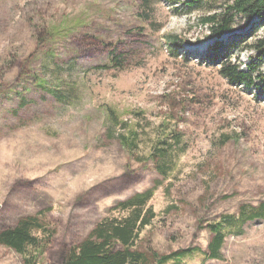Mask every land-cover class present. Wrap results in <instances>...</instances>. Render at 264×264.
<instances>
[{
	"label": "rangeland",
	"instance_id": "374dc122",
	"mask_svg": "<svg viewBox=\"0 0 264 264\" xmlns=\"http://www.w3.org/2000/svg\"><path fill=\"white\" fill-rule=\"evenodd\" d=\"M181 1L0 0V230L23 217L42 226L24 255L0 244V264H60L146 190L155 217L131 249H194L165 264H264V213L248 218L264 203V99L209 55L201 18L221 0ZM252 35L217 41L240 69L264 29ZM216 223L221 257L208 259Z\"/></svg>",
	"mask_w": 264,
	"mask_h": 264
},
{
	"label": "trees",
	"instance_id": "16d2710c",
	"mask_svg": "<svg viewBox=\"0 0 264 264\" xmlns=\"http://www.w3.org/2000/svg\"><path fill=\"white\" fill-rule=\"evenodd\" d=\"M206 3L207 0H186L183 6L187 10L198 11ZM240 16L244 19L247 31L256 30L257 32L264 24V0H221L219 9L205 14L201 18V23L209 28L211 35L231 33L226 45L230 43L229 47H233L246 41L245 33L239 35L233 32L236 17ZM215 45L210 49L209 55L215 57L217 61L221 60L218 72L227 82L230 85H243L246 88L252 86L256 91L255 96L264 99V72L256 73L264 60V38L255 40L252 44L258 55L256 54L253 61L252 58L244 65L243 70L248 68L247 71H241L235 64H231L226 56L228 48L220 47V43ZM254 72L256 74L253 75ZM254 80L258 82L255 83ZM40 86L45 88L44 83ZM45 92L59 98L56 97L54 89L47 88ZM120 140L125 146L132 145L134 137H121ZM159 172L165 174L163 167H159ZM27 179L31 181V178ZM137 188L140 189L141 186ZM151 196L152 190H146L117 203L111 210L121 212L123 215L110 219L105 218L97 223L88 235L66 254L60 264H165L168 261L179 263L186 258L194 249L185 248L167 255H159L155 252L147 255L138 249H131V246L137 242L141 231L151 224L155 217L152 207L148 205ZM248 210L250 211L248 218L261 216L264 213V203L256 208L249 207ZM241 215L242 219L245 218L243 212ZM220 226V223H216L206 228L212 234L207 243L206 257L208 259L221 257L220 248L223 236ZM41 229L42 226L36 223L35 217L20 218L15 225L0 230V244L24 255L28 247L37 248L39 244L38 239L30 232ZM117 243L121 245V248L115 247ZM31 259L35 260L34 257ZM25 262L31 264L30 261Z\"/></svg>",
	"mask_w": 264,
	"mask_h": 264
},
{
	"label": "bare ground",
	"instance_id": "6f19581e",
	"mask_svg": "<svg viewBox=\"0 0 264 264\" xmlns=\"http://www.w3.org/2000/svg\"><path fill=\"white\" fill-rule=\"evenodd\" d=\"M247 27V26H246ZM245 27V28H246ZM244 28V29H245ZM264 29V24H262L260 27H259V29L257 30V32H256V30H253L252 32H249V30L247 31L248 32V34H249V36H250V38H253V35L252 34H254V33H259V32H262V30ZM234 33L236 32V31H233ZM245 30H244V33L246 34L247 33ZM226 33H223L220 37H218V38H216V37H213L214 38V40L215 41H219L220 39L219 38H221L222 36H224ZM230 35V33H228V36ZM260 38V37H259ZM261 39H263V38H261ZM247 49L248 48H254L252 45H250L249 47H246ZM245 48V49H246ZM255 49V48H254ZM244 50V49H243ZM242 50V51H243ZM256 50V49H255ZM239 53V52H238ZM258 55V54H257ZM237 57H233V59H236ZM232 59V61L233 62H235V60H233ZM237 64H238V62H237ZM262 67V65L260 66V68ZM239 68H240V65H239ZM243 70V69H242ZM247 70V69H246ZM255 74V72L253 73V75Z\"/></svg>",
	"mask_w": 264,
	"mask_h": 264
}]
</instances>
